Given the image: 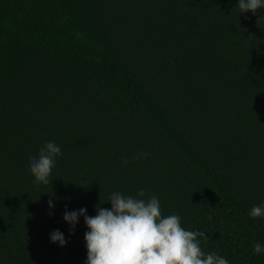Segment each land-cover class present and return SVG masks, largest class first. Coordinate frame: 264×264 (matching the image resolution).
<instances>
[{"label":"trees","instance_id":"1","mask_svg":"<svg viewBox=\"0 0 264 264\" xmlns=\"http://www.w3.org/2000/svg\"><path fill=\"white\" fill-rule=\"evenodd\" d=\"M238 2L0 0V264H87L65 211L141 189L205 253L264 264V9ZM46 142L62 154L44 185Z\"/></svg>","mask_w":264,"mask_h":264},{"label":"clouds","instance_id":"2","mask_svg":"<svg viewBox=\"0 0 264 264\" xmlns=\"http://www.w3.org/2000/svg\"><path fill=\"white\" fill-rule=\"evenodd\" d=\"M237 8L240 13H256L264 9V0H239ZM61 154L59 145L46 142L38 157L30 158L29 169L37 184L49 183L56 158ZM142 156L146 157L147 153H136L131 161L126 157L122 163H134ZM108 202L111 209L97 205L95 216L87 215L86 208L65 211L64 219L71 225L70 231H74L80 216L89 229L85 233L87 264H229L217 253L202 250L201 241L209 239L205 231L186 230L178 214L163 216L154 193L146 196L141 189L133 197L115 191ZM49 207H53L51 200ZM249 215L253 219L264 217V205H253ZM50 239L61 247L67 244L59 230H54ZM253 251L260 254L264 246L254 243Z\"/></svg>","mask_w":264,"mask_h":264}]
</instances>
